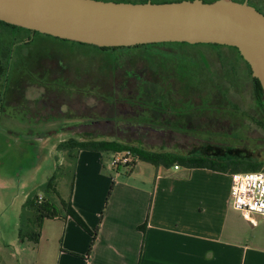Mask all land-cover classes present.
<instances>
[{"label":"rangeland","instance_id":"obj_1","mask_svg":"<svg viewBox=\"0 0 264 264\" xmlns=\"http://www.w3.org/2000/svg\"><path fill=\"white\" fill-rule=\"evenodd\" d=\"M252 1L264 11V0ZM28 35L14 37L0 25L4 48L12 49L17 40L11 74L0 81V200L5 206L0 209L1 220L10 219L26 196L42 195L58 206L61 199L71 198L73 160L57 149L70 139L117 140L156 152L202 153L225 161L260 162L264 169V104L251 69L236 49L174 44L103 52ZM28 38L31 44L22 43ZM16 81L28 83V99L22 104L17 93H2L4 83L10 86ZM148 109L155 120L141 118ZM203 120L216 127L202 124ZM190 121H194L188 124V128L193 124L191 132L209 140H182L194 146L187 151L172 147L165 137L161 144L148 128L186 129L183 125ZM126 123L137 129L123 132L120 125ZM104 152L109 161L113 152ZM136 164L139 174L156 167L140 159ZM119 167L116 172L123 176L132 169ZM55 174L52 193H47L46 183Z\"/></svg>","mask_w":264,"mask_h":264},{"label":"crops","instance_id":"obj_2","mask_svg":"<svg viewBox=\"0 0 264 264\" xmlns=\"http://www.w3.org/2000/svg\"><path fill=\"white\" fill-rule=\"evenodd\" d=\"M27 84L4 83L2 93H17L22 104ZM104 153L77 156L70 201L88 230L56 205L60 215L44 221L39 242L22 241L26 196L10 219L0 211V264H264V216L248 220L234 208L231 170L156 166L139 174L136 164L123 176L116 153L109 161Z\"/></svg>","mask_w":264,"mask_h":264},{"label":"water","instance_id":"obj_3","mask_svg":"<svg viewBox=\"0 0 264 264\" xmlns=\"http://www.w3.org/2000/svg\"><path fill=\"white\" fill-rule=\"evenodd\" d=\"M0 21L99 47H236L264 90V13L249 0H0Z\"/></svg>","mask_w":264,"mask_h":264},{"label":"trees","instance_id":"obj_4","mask_svg":"<svg viewBox=\"0 0 264 264\" xmlns=\"http://www.w3.org/2000/svg\"><path fill=\"white\" fill-rule=\"evenodd\" d=\"M114 1H131V0H114ZM148 0H140L135 2H147ZM154 2H168V1H181V0H152ZM207 2H213L215 0H205ZM244 1V0H236ZM249 3L254 5L252 0H249ZM256 7V6H255ZM257 8V7H256ZM260 10L259 8H257ZM261 11V10H260ZM262 12V11H261ZM0 25L9 29V32L15 37L17 35L29 36L28 34L32 33L35 35H42L56 39L64 43H74L82 47H94L103 52H116L124 49H137V48H157L162 45H174V44H185L189 45L186 42H165V43H154V44H144L136 45L131 47H99L95 45L80 43L76 41H70L66 39H61L54 37L48 34H43L38 31H33L16 25L8 24L6 22L0 21ZM13 37V38H14ZM14 40V39H13ZM25 44H31L32 39L22 42ZM13 48H4L2 41L0 40V80L4 79L9 71L11 70V61L13 60V53L15 52V46L17 40L11 43ZM195 45H211L215 47H221L225 45L219 44H195ZM231 47V46H230ZM239 50L236 47H232ZM240 53V52H239ZM11 63V64H10ZM247 63V62H246ZM248 64V63H247ZM249 68L250 65L248 64ZM251 69V68H250ZM143 71V70H140ZM145 71H143L144 73ZM255 90L257 96L264 101V90L259 79L253 77ZM154 113L151 110H147L146 116L141 117L144 120L152 121L154 119ZM59 151L68 152L69 156L73 160V179H75V169H76V160L78 153L81 150H94V151H111L116 154L124 153L130 151L132 154V161L126 166L134 168L136 161L138 159L151 163L155 166H164L166 168H171L176 164L187 167V168H209L218 171L228 172H249V171H259L262 168V163L260 162H244V161H225L221 160L214 156L209 155H183L174 152H156L145 149L141 146H133L117 140H104V139H91V140H78L70 139L67 141L60 142L57 146ZM57 175H53L49 181L46 183L45 191L47 193H52L54 188V181H56ZM73 187V186H72ZM55 191V190H54ZM56 193V192H54ZM57 194V193H56ZM58 195V194H57ZM59 196V195H58ZM71 199V198H70ZM70 199L65 201L61 199V210H64L67 215L72 216L83 228L88 230V227L84 220L79 216V214L73 209ZM60 209L53 203L49 198L39 201V195H31L28 197L27 201L23 205V210L21 214V224L19 228V237L22 241H32L38 243L41 238V228L46 219H54L60 215Z\"/></svg>","mask_w":264,"mask_h":264},{"label":"built area","instance_id":"obj_5","mask_svg":"<svg viewBox=\"0 0 264 264\" xmlns=\"http://www.w3.org/2000/svg\"><path fill=\"white\" fill-rule=\"evenodd\" d=\"M132 161L130 151L116 154L113 159V166L127 165ZM175 169L180 165L176 164ZM231 197L235 209H237L244 218L253 220L254 214L264 216V169L249 172H233ZM43 196L39 195V201Z\"/></svg>","mask_w":264,"mask_h":264},{"label":"flooded vegetation","instance_id":"obj_6","mask_svg":"<svg viewBox=\"0 0 264 264\" xmlns=\"http://www.w3.org/2000/svg\"><path fill=\"white\" fill-rule=\"evenodd\" d=\"M264 13V11H262ZM262 104H264V101L262 100ZM190 123H194V121H190V122H187L185 125H183V127H186V129H181V127H178L177 125L174 126V127H171L170 129L168 128H165V127H162V125H159L158 127H154V126H150L149 125V129L151 130H154L157 135L159 136V139H160V142L162 141V137H165V139L167 140H170L171 141V145H173L172 147H175L176 149L178 150H181V151H187V150H192L194 149V146L193 147H189L188 145H185L182 140H198V141H204L206 142V140H209V139H205L202 136L198 135L199 133H196V132H191L192 131V127H193V124H191V126L188 128V124ZM202 124L206 125L205 123L209 124L207 125L208 127L210 128H215L216 126H214V123L215 122H212V121H206V120H203L201 121ZM120 126H123L122 128V131L123 132H127V129L130 128L133 131H135L137 128L135 127V125H133L132 123H126L124 125H120ZM145 126H148L147 124H145ZM144 127V126H143ZM151 127V128H150ZM147 128V127H146ZM118 130H120L119 128H117ZM224 129V128H223ZM139 134V133H137ZM138 137H140L138 135ZM203 142V143H204ZM161 144L164 145V142H161ZM176 153V152H175ZM183 155H186V154H183ZM190 155H204V154H190Z\"/></svg>","mask_w":264,"mask_h":264}]
</instances>
